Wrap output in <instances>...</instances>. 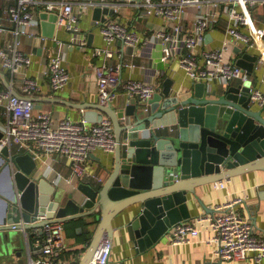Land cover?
<instances>
[{
	"label": "water",
	"instance_id": "obj_1",
	"mask_svg": "<svg viewBox=\"0 0 264 264\" xmlns=\"http://www.w3.org/2000/svg\"><path fill=\"white\" fill-rule=\"evenodd\" d=\"M113 13L112 7L93 6L96 20L104 22L105 14ZM43 17L44 34L54 37L58 16L45 13ZM257 60L258 56L245 53L237 65L252 75ZM0 78L13 95L22 96L6 72L0 70ZM251 85L208 90L205 82H197L192 94H174L173 80L168 78L150 100L149 111L140 105V97L130 98L121 111L112 103L97 105V111L114 124L118 142L114 165L101 185L81 181L66 190L36 175L34 154L0 146L3 177L9 181L0 198V264H10L22 248L34 249L31 230L38 224L57 219L92 225L93 220L87 223L86 219L95 216L92 241L79 263L89 264L101 241L114 238V219L128 210L132 217L120 229L138 251L146 252L171 227L192 219L188 194L202 204L197 187L254 170L264 172V113L251 102ZM30 99L34 102L37 97ZM91 115L87 113L86 119H93ZM172 125L175 129H165ZM3 136L0 128V139ZM44 213L48 220L38 221Z\"/></svg>",
	"mask_w": 264,
	"mask_h": 264
},
{
	"label": "built area",
	"instance_id": "obj_2",
	"mask_svg": "<svg viewBox=\"0 0 264 264\" xmlns=\"http://www.w3.org/2000/svg\"><path fill=\"white\" fill-rule=\"evenodd\" d=\"M80 0H18L9 5L6 14L12 27L2 33L9 32L13 40L2 39L0 45V69L10 72L12 86L16 83L22 91L21 95H13L10 90L0 89V106L8 110V123L4 136L0 139V146L18 145L20 149L34 154V159L45 163L50 156L65 157L72 171L71 178H64L57 173L54 181L57 185L65 180L69 185L74 183V177L78 181H85L88 170L85 168V160L90 153L101 150L104 153L115 152L118 142L114 132V124L110 118H103L96 124H90L85 115L78 121L66 116L54 125V111L40 110L35 112V103L31 97L39 94L41 83L38 78L31 77L27 70L34 63L32 55L19 50L20 38L24 35L39 37L28 28L37 27L38 20L34 17L31 7L46 4L48 11L58 16L56 26L63 29L71 38L68 47L83 46L86 37L81 33L80 15L75 11V5ZM264 0H139L138 7H144L143 14L149 16H161L166 21L164 26L155 31L154 40L161 45L163 50L161 60L171 62L176 59L179 66L185 71L194 83L205 82L208 90H216V85L232 86L234 79H239L240 84L245 85L250 81L248 72L236 64V47L247 50L254 46L258 40L264 43V23L257 24L254 18L252 6L254 3ZM128 0H100L94 4L100 7H112L120 10ZM198 5L200 14L193 29H185L183 26L184 9L188 5ZM225 5L224 12L228 20V35L230 45L216 47L209 50L203 47L207 39L208 30L213 28L214 21L220 17L221 5ZM84 9L88 3H84ZM101 23L105 47H95L94 56L102 58L103 62L96 66L98 70V88L101 105L113 103L118 95L123 92L130 98L140 97V105L150 110V100L156 93L161 92L158 84L145 81H122L123 57L113 48L115 43L138 46L146 41L138 32L129 29L117 20L106 19ZM112 46V47H113ZM66 54L62 49L54 52L48 62L46 74L50 78V89L54 94H60L66 90L71 81V73L66 69ZM261 61H264L262 56ZM263 87L252 84L250 86V98L253 104L263 110L264 113V81ZM123 89H120V88ZM214 87H216L214 89ZM45 176L50 178L55 168L48 165ZM76 186V185H75ZM227 180L217 182L216 188L226 189ZM244 201V197L233 198L230 201L219 204L215 214L204 213L191 220L183 221L170 228V240L174 245L193 241L200 235L199 227L212 232L207 243L214 246L215 258L239 262L253 257L255 264L264 263V236L255 233L251 221L245 219L237 212V206ZM38 221H46V213L39 214ZM29 238V233H26ZM34 240V252H40L38 260L31 258L30 264H79L73 257L66 256L65 223L60 220H51L44 224H38L31 230ZM86 246H88L86 244ZM112 240L104 238L98 246L93 259L89 264H109L112 255Z\"/></svg>",
	"mask_w": 264,
	"mask_h": 264
},
{
	"label": "crops",
	"instance_id": "obj_3",
	"mask_svg": "<svg viewBox=\"0 0 264 264\" xmlns=\"http://www.w3.org/2000/svg\"><path fill=\"white\" fill-rule=\"evenodd\" d=\"M17 1L18 0H0L1 28L10 29L12 27L8 14H6V9L9 5ZM95 1L100 0H80L75 5V11L80 15L81 33L86 37L85 44L82 47L65 46L68 44L71 35L58 27L55 29L54 37H48L44 34L45 29L42 26L44 20L43 15L46 13L49 16L53 13L52 11H48L46 4L34 5L31 7L39 25L37 27L28 28V30L30 33L34 32L39 35V37L24 35L20 38L19 50L34 57V63L27 72H29L32 78H38L41 83L42 91L35 95V97H37V100L34 101L35 112L38 113L40 110H53L54 125L56 126L59 120L66 116L72 117V119L78 121L82 118L83 114L86 118V114L89 112L93 114L91 115L93 119L87 120L90 124H96L103 118H109L108 115L97 111L95 108L97 105H101L98 88V70H96V66H99L103 60L102 58L100 59V57L94 56L92 50L95 47H105L106 45L102 33H100L99 25L101 23H98L102 21L96 20L93 15L92 4ZM113 1L116 2L117 0ZM128 1V4L125 3L120 7V10L115 11L114 8V13L112 15L105 14L109 19L117 20L129 29L138 32L140 36L146 39V41L138 46H131L123 43H115V46H110V48H113L123 57V83L127 80L145 81L158 84L162 91L164 82L170 78L173 80L172 91L174 94L179 92H185L188 95L192 94L196 83L190 80L189 76H187L185 71L179 66L176 59L171 62H164L161 60L163 50H161V45L154 40L155 31L157 29L166 25L171 26L172 23L166 24V21L161 16H147L143 14L144 7L140 8L135 3L139 0ZM84 3H88L87 9L83 8ZM224 10L225 5L223 4L221 5L220 12L222 13H220V17L214 21L213 28L208 30L207 39L203 44V47L206 49L215 50L216 47L230 45L227 30L228 20ZM252 11H254L253 15L257 24L261 25L264 23V2L262 3L259 1L254 3ZM199 14L200 9L198 5H188L184 9L182 18L184 28H195ZM49 29H51V27L48 26L46 28L47 33ZM92 33L94 36L92 40L89 41ZM0 36L1 43L6 39L10 41L13 40L9 32H0ZM1 43L0 45H3ZM59 49H62L66 54L65 66L69 73H71V81L64 92L54 94L53 90L50 89V78L46 74V69L51 56ZM245 53L258 56L255 69L252 75H250V81L254 85L263 87L261 83L264 81V61H261L260 58L262 56L264 57V43L258 40L254 46L247 50L238 52L235 49L236 64L237 60ZM6 73L9 83L12 85V75L10 72ZM238 84H240L239 79H234L231 83L232 86ZM216 87L219 89L228 88L221 84L216 85ZM216 87H214V89ZM13 88L18 90L21 94L22 91L16 83ZM0 89L6 90L1 78ZM120 89L123 88L121 87ZM128 102L129 97L127 94L121 92L112 103V106L121 111L125 109ZM80 105H84L87 108H80ZM7 123L8 110L0 106V128L5 130ZM165 129L173 130L175 126L172 125ZM158 131L161 132V130ZM23 151L25 150H21L18 145L13 146L14 153ZM114 157L115 152L108 154L101 150L91 152L84 163L85 168L88 170L84 180L96 185L106 183L109 170L112 169L114 165ZM36 161L38 162V170L36 171L37 176H45V174L50 171L48 170V165L55 168L52 176L48 178L53 183H55L54 178L57 173H61L64 178H71L73 175L69 162L65 157L62 158L53 155L45 159V163L39 160ZM4 172L5 163L0 162V198L4 197V192L9 184V181L3 177ZM72 178L74 179L72 185L62 180L59 186L66 190H72L75 185L81 182L74 177ZM227 182L228 187L226 189H217V183L200 185V187H197L196 194L198 198L201 199L202 204L197 201L194 195L188 194L190 210L193 215L192 219L204 213L215 214L219 204L226 203L233 198L242 196L244 197V201L237 206V212L245 219L252 222L256 234L264 236V172L261 170H254L238 174L236 177L228 179ZM131 217L132 215L128 210L121 213L113 221L115 232L114 238L111 239L113 243V252L109 264H255L252 256L239 262L228 260L218 262L215 258L214 246L206 242L207 239L212 236V232L200 227V235L193 241L174 245L169 238L170 234L167 233L159 242L147 249L146 252L138 251L129 235L127 236L124 231L120 229L121 225L128 223ZM94 219L95 216L86 219L87 223L93 220L92 225L77 220L65 223L67 243L65 253L66 256H69V258L73 257L78 263H80L86 255V250L92 241L93 232L96 228ZM67 223H70L71 226L67 228L66 231ZM78 227H82V230L79 231ZM86 244L88 246H86ZM19 251V254L14 253L10 264H30L31 258L38 260V258L41 257L40 252H34L28 248H22Z\"/></svg>",
	"mask_w": 264,
	"mask_h": 264
},
{
	"label": "trees",
	"instance_id": "obj_4",
	"mask_svg": "<svg viewBox=\"0 0 264 264\" xmlns=\"http://www.w3.org/2000/svg\"><path fill=\"white\" fill-rule=\"evenodd\" d=\"M71 224L70 223H67L66 224V231H67V228H70ZM73 227V226H72Z\"/></svg>",
	"mask_w": 264,
	"mask_h": 264
}]
</instances>
